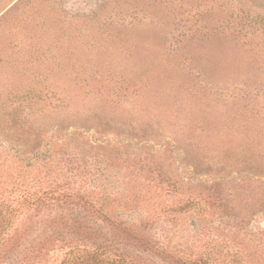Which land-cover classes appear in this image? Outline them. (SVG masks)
Returning <instances> with one entry per match:
<instances>
[{"label": "rangeland", "instance_id": "1", "mask_svg": "<svg viewBox=\"0 0 264 264\" xmlns=\"http://www.w3.org/2000/svg\"><path fill=\"white\" fill-rule=\"evenodd\" d=\"M252 169L264 181V0H0V197L17 182L102 202L142 191L146 207L116 201L114 216L149 214L150 235L171 252L58 196L0 224L14 236L0 264H62L81 221L136 264H180L206 226L236 246L248 240L234 232L251 233L259 249L244 264H264V204L245 199L264 200ZM214 190H235L233 209L177 211L189 193Z\"/></svg>", "mask_w": 264, "mask_h": 264}, {"label": "trees", "instance_id": "2", "mask_svg": "<svg viewBox=\"0 0 264 264\" xmlns=\"http://www.w3.org/2000/svg\"><path fill=\"white\" fill-rule=\"evenodd\" d=\"M18 145H22V142L18 141ZM256 169L249 171L247 176H252V179H259L254 180L255 182L261 181L263 183V185H253L256 188L254 189L255 192L258 190L264 192V181L261 178L262 176L258 174L259 169ZM197 175V171L191 172L189 176L190 181L193 182ZM157 176L160 177L161 181L163 177H165L164 181L168 182L169 185H175V183L179 182L174 180L173 176L170 175L169 171L167 172L166 170H161ZM18 183L19 182L13 184L11 187L12 189L8 190L7 196L0 197V224L11 223V216H14V214L19 212L20 209L22 213L24 211L23 209L33 207L38 203L45 202L47 198L59 196V199H71L77 196L79 199H81L84 205L91 207L97 212H101V214L104 215L105 220L109 221L111 224H114L119 228V230L126 233V235L134 237L139 243L142 244V246L145 245L147 248L154 250H157L158 248L157 251H160L164 255L171 256V252L167 251L169 249H166V246L162 244V247H157L158 241H154L150 235L148 231V225L150 224V219H148L149 214L146 219H142L139 222H130L127 219H119L115 218L114 216L116 213V208L113 204L116 203V201L119 202V207H121L123 210H131L132 208L139 206V204H143L146 207V203L149 202L147 193L145 194L140 191L138 193L127 194L121 198H115L109 194H106L103 199L104 201L102 202L100 199H97V196L93 192H82L80 188L77 189L70 186L67 188H61L41 185L32 187L30 186L27 188L24 187V185H17ZM154 186L157 189L160 188L159 184ZM58 192L59 194H57ZM219 194L220 192L214 190L209 192L206 198H203L201 196L189 193L188 197L183 198L177 211L187 209L188 211H193V213H200L201 216L206 207L215 206V208H221L228 206L233 209L238 201V193L233 190L229 193H226V195L223 197H221ZM253 198L254 197L247 196L245 199L247 201L250 200L252 206L255 208V211H258L256 209H260V206L264 204V200L262 201V204H258ZM175 210L176 209H174V211ZM261 211H264V208ZM6 216L7 218H5ZM85 225L86 224L84 221H81L78 224V230H76L77 236L75 237H78L77 239L79 240L70 247V250L66 253L62 264H136V261L131 259L132 257L123 251H121V254L108 253L112 247L114 248L113 245H115V240L111 237L109 238V236L105 234L100 235L97 231H94L92 228L89 229V227ZM200 233L204 237L201 238L199 241L200 243L195 247L198 250L195 254L189 253L182 256L179 255L177 258L180 264H244V257H247L248 253L257 254V250L259 249L257 246L252 244L253 241L255 242V237L253 238L251 233L246 232L241 234L238 231L234 232L239 240L241 239L240 237L248 240V247L241 246L240 242L238 243V246L235 245L236 242H232V245L229 244L228 242L224 241L225 239L222 240L221 237L211 234L207 226L206 228H200ZM208 233L211 235H208ZM13 237L14 236L12 235L0 232V249L3 246L11 243L10 241ZM117 246L119 245L117 244ZM249 247L251 248L248 249ZM119 249L120 248L116 247L117 251ZM223 254L224 259L221 260Z\"/></svg>", "mask_w": 264, "mask_h": 264}]
</instances>
